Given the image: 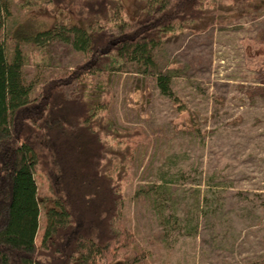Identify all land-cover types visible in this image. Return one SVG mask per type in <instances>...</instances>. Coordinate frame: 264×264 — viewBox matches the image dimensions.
Instances as JSON below:
<instances>
[{"label":"rangeland","instance_id":"obj_1","mask_svg":"<svg viewBox=\"0 0 264 264\" xmlns=\"http://www.w3.org/2000/svg\"><path fill=\"white\" fill-rule=\"evenodd\" d=\"M246 1L211 0L200 30L166 36L149 70L127 63L106 78V109L96 124L109 140L104 170L124 197L121 224L134 233L133 264L264 260V2L252 11L241 8ZM120 2L123 18L139 14L140 0ZM78 10L69 0L2 6L0 41L8 55L21 45L27 78L54 77L84 60L71 33L70 42L45 46L25 39L57 20L78 25ZM165 72L169 96L157 81ZM35 180L39 244L55 195L45 174Z\"/></svg>","mask_w":264,"mask_h":264},{"label":"trees","instance_id":"obj_2","mask_svg":"<svg viewBox=\"0 0 264 264\" xmlns=\"http://www.w3.org/2000/svg\"><path fill=\"white\" fill-rule=\"evenodd\" d=\"M8 1L0 0V29ZM69 1L79 7L78 25L57 20L25 38L45 46L56 38L70 42L71 33L85 58L67 72L30 80L21 45L8 55L0 41V264H133L134 233L120 221L124 197L104 170L109 140L96 124L106 109L101 94L108 91L106 78L125 64L141 73L153 67L155 49L170 33L200 30L195 26L206 20L211 4L140 0L139 14L123 18L120 0ZM260 1L247 0L241 8L253 11ZM157 81L162 94L171 95L170 75ZM36 172L49 178L55 195L39 244Z\"/></svg>","mask_w":264,"mask_h":264}]
</instances>
